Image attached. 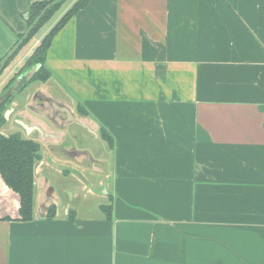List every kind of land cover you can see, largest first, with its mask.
Segmentation results:
<instances>
[{
  "label": "crops",
  "instance_id": "0c3cea01",
  "mask_svg": "<svg viewBox=\"0 0 264 264\" xmlns=\"http://www.w3.org/2000/svg\"><path fill=\"white\" fill-rule=\"evenodd\" d=\"M39 1L0 0V93ZM45 61L3 112L40 156L31 220L0 174V264H264V0H90Z\"/></svg>",
  "mask_w": 264,
  "mask_h": 264
},
{
  "label": "trees",
  "instance_id": "16d2710c",
  "mask_svg": "<svg viewBox=\"0 0 264 264\" xmlns=\"http://www.w3.org/2000/svg\"><path fill=\"white\" fill-rule=\"evenodd\" d=\"M65 0H42L33 3L29 7L28 31L25 35H20V43L18 48L25 44L37 31L46 23L55 11L61 6ZM90 0H75L71 7L59 18L53 27L44 35L32 54L27 58L22 67L14 75L12 79L5 85L3 90L14 81L15 77L22 71L39 64L30 81L23 82L19 86V90L23 89L31 81H46L52 72L46 66V54L54 36L65 26V24L80 9L88 5ZM17 50V48L15 49ZM7 57H0V73L6 67L8 61L13 54ZM13 94H7L6 100L0 104V127L5 122L3 112L8 106ZM77 112L81 115H89V111L79 101H77ZM101 137L108 145L113 144L112 136L105 130L101 129ZM39 143L33 139L22 138L18 133L8 136L0 133V174L5 184L15 191L19 196V218L20 220H31L33 217V191H34V162L40 156ZM101 210L106 218L112 219V204L101 205ZM54 208L50 206L47 210V217H52Z\"/></svg>",
  "mask_w": 264,
  "mask_h": 264
},
{
  "label": "rangeland",
  "instance_id": "374dc122",
  "mask_svg": "<svg viewBox=\"0 0 264 264\" xmlns=\"http://www.w3.org/2000/svg\"><path fill=\"white\" fill-rule=\"evenodd\" d=\"M74 3L75 0H65V2L61 5V7L59 9H57L55 11V13L52 15V17L46 22L44 23L39 29L38 31L32 36V38H30L29 41V48L33 49L32 52L34 51V49L37 47V45L39 44V42L41 41L40 39H42V37H44V35L53 27V25L56 23H54V21L56 19H59V15L60 13L71 3ZM54 23V24H53ZM53 24V25H52ZM40 40V41H39ZM14 77V76H13ZM12 77V78H13ZM11 78V79H12ZM32 82V81H31ZM36 82V80H35ZM30 83V82H29ZM28 83V84H29ZM8 107H6L5 109H7Z\"/></svg>",
  "mask_w": 264,
  "mask_h": 264
},
{
  "label": "water",
  "instance_id": "95a60500",
  "mask_svg": "<svg viewBox=\"0 0 264 264\" xmlns=\"http://www.w3.org/2000/svg\"><path fill=\"white\" fill-rule=\"evenodd\" d=\"M39 64H36L34 66H31L30 68L22 71L20 74H18L14 81L8 86V88H6L5 90H3L0 93V104L3 103L4 100H6L7 98V94H15L16 92L19 91V86L20 84H22L23 82H28L30 81L31 77L34 75V73L36 72V70L39 68ZM8 112V111H7ZM6 110L4 111V115L6 116ZM32 139V138H29Z\"/></svg>",
  "mask_w": 264,
  "mask_h": 264
}]
</instances>
